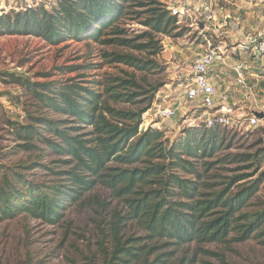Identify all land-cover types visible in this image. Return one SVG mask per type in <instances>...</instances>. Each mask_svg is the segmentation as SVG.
<instances>
[{
    "label": "trees",
    "instance_id": "obj_1",
    "mask_svg": "<svg viewBox=\"0 0 264 264\" xmlns=\"http://www.w3.org/2000/svg\"><path fill=\"white\" fill-rule=\"evenodd\" d=\"M180 28L161 0H42L0 16V35L83 42L98 57L63 74L103 72L61 82L3 75L20 88L8 98L25 115L4 122L28 159L0 164V221L60 226L71 208L97 205L95 250L84 264H228L209 246L264 245L263 136L246 145L249 137L214 126L171 141L165 128L142 127L162 86L148 79L161 73L160 36L180 37ZM121 66L131 71H109Z\"/></svg>",
    "mask_w": 264,
    "mask_h": 264
},
{
    "label": "rangeland",
    "instance_id": "obj_2",
    "mask_svg": "<svg viewBox=\"0 0 264 264\" xmlns=\"http://www.w3.org/2000/svg\"><path fill=\"white\" fill-rule=\"evenodd\" d=\"M40 1L42 0H0V16L12 10L19 11L26 6H33L34 2L39 3ZM43 1L49 3L55 0ZM161 1L166 3L169 9L173 5L184 3L183 0ZM197 19L199 20V16L190 13L189 16L179 17L180 29L184 35L180 37L160 36L162 51L157 60L161 73H150L148 77L152 82H159L162 86L152 107L143 116L142 127L160 125L161 128L166 129V135L171 141L184 137L185 130L199 128L204 119V115L199 116V102L188 99L176 117L164 120L159 114L161 109L177 104V96L184 92L188 82L191 81L192 64L199 52V42H201L199 27L195 23ZM130 27L132 30L136 29L138 33L145 29L136 23L131 24ZM211 43L216 44L214 39H211ZM93 60L97 61L98 57H90L83 42L71 40L60 45H49L44 40L31 35H0V164L16 163L28 159V154L16 150L14 139L4 122L6 117L14 114H21L22 117L25 115L22 106L8 98V93L19 94L20 88L12 82L2 80L8 79L3 75L9 72L24 74L41 81L49 79L61 82L83 73L87 76L103 73L80 69L63 74L60 70L65 67L86 65ZM122 68L125 71H131L130 68L124 66L116 70L109 69V71L121 72ZM45 73H51L54 76L50 78L38 76ZM136 73L139 77L145 75L140 71ZM28 97V95L23 96L21 100L31 103ZM30 103L27 107H30ZM236 128L229 131L235 134L238 140L249 137L246 145L254 142L257 137H264L262 128H248L245 124H238ZM248 132H254V134L247 136ZM236 145H241V143L237 142ZM237 147L239 146H236L233 152L244 151ZM36 173L40 180L46 179V173L42 170H37ZM98 210L95 204L73 207L67 212L65 221L60 226L49 225L24 216L0 221V264H84V256L92 253L90 247L95 243L96 225L99 221ZM209 247L224 252L228 264H264V245H260L255 240L242 244ZM92 249L95 250L94 245Z\"/></svg>",
    "mask_w": 264,
    "mask_h": 264
},
{
    "label": "crops",
    "instance_id": "obj_3",
    "mask_svg": "<svg viewBox=\"0 0 264 264\" xmlns=\"http://www.w3.org/2000/svg\"><path fill=\"white\" fill-rule=\"evenodd\" d=\"M207 5L212 6V21L205 18ZM187 7L191 15L199 16L195 23L201 42L196 56L207 50L211 39L224 50L226 62L216 60L209 69L217 110L224 106L235 122L247 125L251 116L264 114V53L257 50V44L264 42V0H189ZM239 63L246 65L243 75L236 69ZM176 100L181 110L186 103L184 92ZM198 109L203 116L200 103Z\"/></svg>",
    "mask_w": 264,
    "mask_h": 264
},
{
    "label": "built area",
    "instance_id": "obj_4",
    "mask_svg": "<svg viewBox=\"0 0 264 264\" xmlns=\"http://www.w3.org/2000/svg\"><path fill=\"white\" fill-rule=\"evenodd\" d=\"M187 1L188 0H183L184 3H178L179 5H173L170 7L172 13L179 17L184 15L189 16V9L186 5ZM26 7L31 6L29 5ZM204 13L206 20L212 21L214 19L211 5H207L204 8ZM257 50L260 53H264V42L257 44ZM223 55L224 50L220 45L212 44L208 41L207 50L202 54L197 55L192 64L193 76L191 78L192 80L188 82L184 90V96L189 101H198L204 109L205 114L203 123L202 126L199 125V128L220 126L227 130L237 129L238 122L236 121V123L234 118L223 111L224 106L221 107V111L217 110L216 88L209 78V69L216 60H220L223 63L226 62V58ZM245 67L246 65L244 63H239L236 69L241 75H243L242 71ZM180 107V104H174L171 107L161 109L159 114L164 120L172 119L177 116ZM247 126L248 128L264 129V114L261 117L256 115L251 116L248 120Z\"/></svg>",
    "mask_w": 264,
    "mask_h": 264
},
{
    "label": "water",
    "instance_id": "obj_5",
    "mask_svg": "<svg viewBox=\"0 0 264 264\" xmlns=\"http://www.w3.org/2000/svg\"><path fill=\"white\" fill-rule=\"evenodd\" d=\"M258 116H260V117H261L262 115H258Z\"/></svg>",
    "mask_w": 264,
    "mask_h": 264
}]
</instances>
